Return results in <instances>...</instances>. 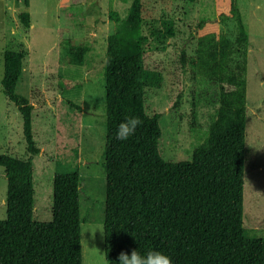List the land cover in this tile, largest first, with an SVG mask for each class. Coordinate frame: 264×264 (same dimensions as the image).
I'll list each match as a JSON object with an SVG mask.
<instances>
[{
  "label": "trees",
  "instance_id": "16d2710c",
  "mask_svg": "<svg viewBox=\"0 0 264 264\" xmlns=\"http://www.w3.org/2000/svg\"><path fill=\"white\" fill-rule=\"evenodd\" d=\"M143 11L142 0L130 1L125 18L109 7L114 31L107 37L103 66L104 258L114 263L121 251L136 247L161 250L173 264H264V237L249 236L243 227L249 34L241 12L235 0L218 10L222 19L235 22L234 40L219 32L214 20L197 24V48L189 65L197 75L220 84L218 108L191 158L171 161L159 151L161 114L145 110L146 89L160 87L162 77L145 67ZM19 19L29 26L27 11L19 13ZM166 30L173 34L169 23ZM63 48L61 58L77 65L90 50L69 37ZM24 57L23 50H6L0 79L2 93L21 115L28 154L21 160L0 153L7 180L0 264H82L77 168L53 175L52 219L34 218L32 159L40 149L32 131L33 105L16 92ZM131 116L140 120L135 134L124 141L116 139L118 125Z\"/></svg>",
  "mask_w": 264,
  "mask_h": 264
},
{
  "label": "rangeland",
  "instance_id": "374dc122",
  "mask_svg": "<svg viewBox=\"0 0 264 264\" xmlns=\"http://www.w3.org/2000/svg\"><path fill=\"white\" fill-rule=\"evenodd\" d=\"M130 1L0 0V79L4 52L25 51L16 92L33 105L32 131L40 149L32 159L34 218L52 219L53 175L77 168L82 264H114L104 258L103 66L107 37L114 31L109 7L125 18ZM142 2L143 33L147 36L145 67L162 77L160 87L146 89L145 110L161 114V156L171 161L190 159L208 134L220 90L219 83L197 75L189 65L197 48V24L202 19L214 20L219 32L234 40L235 22L218 15L230 0ZM235 2L249 34L243 227L249 236L264 237V0ZM23 11L29 13L28 27L19 19ZM168 23L172 35L167 34ZM156 30H160L159 36ZM66 37L89 45L81 65L61 58ZM0 153L21 160L28 156L21 115L1 89ZM6 192L7 180L0 166V219L6 218Z\"/></svg>",
  "mask_w": 264,
  "mask_h": 264
},
{
  "label": "clouds",
  "instance_id": "9594fccd",
  "mask_svg": "<svg viewBox=\"0 0 264 264\" xmlns=\"http://www.w3.org/2000/svg\"><path fill=\"white\" fill-rule=\"evenodd\" d=\"M140 125L137 117H125L117 127L116 139L127 140L133 136ZM114 264H173L172 258L165 252L157 249L141 251L136 247L127 252L121 251Z\"/></svg>",
  "mask_w": 264,
  "mask_h": 264
}]
</instances>
